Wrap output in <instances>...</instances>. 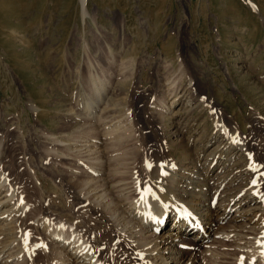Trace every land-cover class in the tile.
I'll return each mask as SVG.
<instances>
[{
  "label": "rangeland",
  "instance_id": "374dc122",
  "mask_svg": "<svg viewBox=\"0 0 264 264\" xmlns=\"http://www.w3.org/2000/svg\"><path fill=\"white\" fill-rule=\"evenodd\" d=\"M91 76L103 79V95ZM171 83L204 103L186 95L172 106L167 142H189L204 162L221 142L201 132L214 115L262 159L264 0H0V185L16 189L26 215L69 223L74 140L98 137L88 127L113 107L158 145L147 123ZM0 220L6 243L14 219Z\"/></svg>",
  "mask_w": 264,
  "mask_h": 264
},
{
  "label": "bare ground",
  "instance_id": "6f19581e",
  "mask_svg": "<svg viewBox=\"0 0 264 264\" xmlns=\"http://www.w3.org/2000/svg\"><path fill=\"white\" fill-rule=\"evenodd\" d=\"M91 78L95 93L103 95V79ZM182 87L171 83L155 100V119L146 130L158 145L114 118L113 107L88 127L90 133L100 128L98 137L74 140L69 223L26 215L16 189L0 185V219H14L6 243L0 233V264H264V157L214 115L201 132L221 142L204 162L189 142H167L172 126L162 117L172 106L186 95L197 108L204 103ZM91 210L97 217L90 218Z\"/></svg>",
  "mask_w": 264,
  "mask_h": 264
}]
</instances>
